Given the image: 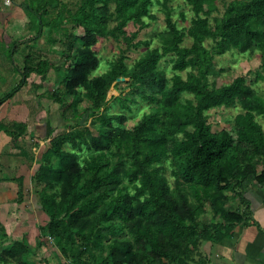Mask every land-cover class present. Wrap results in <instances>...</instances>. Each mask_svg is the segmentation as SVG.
<instances>
[{"label": "trees", "instance_id": "16d2710c", "mask_svg": "<svg viewBox=\"0 0 264 264\" xmlns=\"http://www.w3.org/2000/svg\"><path fill=\"white\" fill-rule=\"evenodd\" d=\"M154 1L164 4L168 0H81L74 12L60 3L56 16L48 22L54 25L53 30L67 23L74 31H82L80 35L64 33L65 58L70 62L62 83L64 92L75 97L84 94L92 103L79 113L76 126L51 137L35 174L44 189L40 203L49 218L47 231L61 252L77 264L82 263L81 252H88L94 264H191L204 242H222L234 235L238 224L248 222L251 210L245 193L254 184L264 185V128L256 118L264 116V97L245 75L221 86L210 82V76L219 73L215 55L253 48L264 53V0H231L212 22L216 0H185L194 12L189 27H178L167 10L168 31L161 48L147 49L131 67L122 55L110 71L91 77L98 64L92 46L99 37L118 39L120 33L124 50L149 45L135 40L147 26L145 17H153L150 9ZM45 4V0L19 3L31 14L33 23L38 21L37 37L46 23ZM113 22L116 25L110 27ZM131 23L135 29L128 33ZM186 36L193 40L190 46L182 44ZM50 40L55 43L54 37ZM18 44L14 43V50ZM167 54L174 55L170 61L175 72L170 79L161 66ZM29 58L26 56L22 76L36 72L46 79L50 60L32 64ZM182 71H186L185 77ZM122 75L130 77L139 96L156 104L154 111L133 127L123 126L124 113L105 108L106 90ZM24 82L22 78L0 104ZM64 92L54 90L49 97L62 104ZM186 92L193 98L182 100ZM237 105L243 111L234 117L233 133L213 131L207 112ZM85 115L94 116L96 128L81 126ZM10 126L14 130L6 125H0V130L11 135L15 145L27 126L18 122ZM179 134L183 136L179 138ZM169 155L175 165V190L156 166ZM123 179L133 184V195L122 188ZM187 190L192 191L197 206L189 202ZM227 191L239 198L241 207L226 206ZM206 204L220 220L198 228L197 219ZM123 228L136 237L138 245L115 237L109 253L100 259L94 249ZM28 250L24 241L14 240L4 247L0 264H7L5 255L22 262Z\"/></svg>", "mask_w": 264, "mask_h": 264}, {"label": "rangeland", "instance_id": "374dc122", "mask_svg": "<svg viewBox=\"0 0 264 264\" xmlns=\"http://www.w3.org/2000/svg\"><path fill=\"white\" fill-rule=\"evenodd\" d=\"M231 0H216L217 7L212 13L211 22L214 17H220L225 10L226 4ZM45 8L48 9V14L44 15L45 25L39 37L31 36L36 41V46L32 49L29 62L36 64L40 59L47 58L50 60L49 72L46 79H42L41 75L37 74L31 78L35 80L36 90V119H49L52 129L49 128L46 134H33L31 132V141L23 142L26 147V154L23 152L10 153L7 156L0 155V223L3 229H0V256L3 255L4 247L14 240H22L29 247V250L22 256V262L16 257L5 255L7 264H77L72 257H69L61 252L56 246L55 238L47 231L49 218L41 207L40 199L44 192L43 186L35 178L36 171L39 167V159L41 154L49 147L50 139L53 135L69 131L72 127L78 124L80 120L79 113L85 108L92 105L91 100L84 94L80 97H75L72 93L64 92L65 87L62 83L63 73L69 65V60L65 58L67 50L64 49L65 35L64 33L81 34V30H73L71 24L61 23L57 30H53V24H50L53 17L56 16L60 3H65L69 12H74L81 4V0H45ZM114 9V5L111 6ZM170 10L172 19L180 28H187L191 24L194 17V12L185 0H168L164 4H159L154 1L151 6L150 13L153 17H145L147 26L141 30L135 41H148L149 45L140 44L138 47L124 50L126 46L123 44V36L119 33V38L116 39L112 35L99 37L98 41L92 46L96 53L98 64L92 70L91 77H98L113 68L115 62L124 55V62L128 67H131L133 62L143 55L149 48H161L168 31L166 24V11ZM116 25L115 22L110 24V27ZM35 33L37 35L38 21L34 22ZM135 27L131 24L127 27L128 33L134 30ZM55 38V43L50 40V37ZM35 37V38H34ZM192 38L186 36L183 41L184 46L192 44ZM208 46L212 41L206 42ZM124 50V51H123ZM9 53V50H8ZM173 54L163 56L161 66L166 70L168 79L171 78L173 72L170 59ZM264 53L257 49L247 51H239L230 49L226 53L215 55L214 66L219 71L216 75L210 76V82L214 86H221L230 83L234 78L245 75L247 82L250 83L255 91L264 97ZM178 72V71H176ZM184 77L186 71L180 72ZM130 77L119 76L109 85L106 90L105 108L111 113H124L126 119L123 123L125 127H133L145 114L154 111L156 104L148 100H144L139 96L130 85ZM171 82H169L170 85ZM63 93V103L55 102L49 97L52 91ZM120 98L121 100H118ZM191 93H183L182 100L192 99ZM127 107H123V102ZM240 105L233 107H215L207 113L209 122L212 125L213 131L223 129L233 133L234 117L237 113L242 112ZM257 120L263 125L264 116L257 115ZM94 116H87L82 119L81 126H87L92 129L96 125L92 123ZM28 133L22 137L27 138ZM179 134L178 137H182ZM21 137V138H22ZM34 138V139H32ZM29 154V155H28ZM159 167L160 173L164 175L172 190H175L177 185L176 177L173 174L175 165L172 156L165 157L160 163L156 164ZM262 165H259V169ZM122 188L130 195L135 193L133 184L127 179H123ZM189 202L197 206L198 201L192 194L191 190H187ZM226 206L230 209L241 207L238 197L232 192L227 191ZM220 218L215 216L210 207L206 204L203 212L198 216L197 227L219 221ZM130 241L134 246L138 245L136 237L131 234L126 228H123L116 236L105 240L103 245L94 249V253L101 259L110 251V241L113 238ZM78 243L75 244V247ZM79 259L80 264H94L92 259H89L88 252H81Z\"/></svg>", "mask_w": 264, "mask_h": 264}, {"label": "crops", "instance_id": "0c3cea01", "mask_svg": "<svg viewBox=\"0 0 264 264\" xmlns=\"http://www.w3.org/2000/svg\"><path fill=\"white\" fill-rule=\"evenodd\" d=\"M24 0H11L6 3L0 0V99L11 92L23 78L25 82L15 93L0 104V125L11 130V123H25L26 137H20L17 144L12 143V136L0 130V155L14 152L26 154L24 143L30 147L31 132L46 134L52 129L49 119H36V82L31 78L37 75L30 73L22 76L26 56L36 46L35 26L32 17L19 3ZM34 37V38H35ZM19 43L14 50V43ZM9 50V53H8ZM11 50L14 54L11 57ZM34 139V138H32ZM29 155V154H28ZM6 160L7 156H6ZM262 167L259 169V171ZM250 201L251 214L247 223H240L234 229V235L222 242L206 241L202 244L200 254L191 264H264V185L254 184L245 193ZM245 206H242L244 209Z\"/></svg>", "mask_w": 264, "mask_h": 264}, {"label": "built area", "instance_id": "2783aa9c", "mask_svg": "<svg viewBox=\"0 0 264 264\" xmlns=\"http://www.w3.org/2000/svg\"><path fill=\"white\" fill-rule=\"evenodd\" d=\"M5 2H6V3H10V2H11V0H5Z\"/></svg>", "mask_w": 264, "mask_h": 264}]
</instances>
